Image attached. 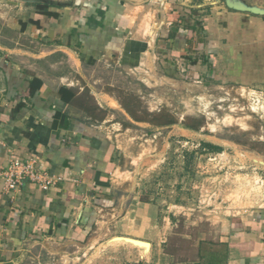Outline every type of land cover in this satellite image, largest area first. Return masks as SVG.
Wrapping results in <instances>:
<instances>
[{
  "label": "crops",
  "instance_id": "1",
  "mask_svg": "<svg viewBox=\"0 0 264 264\" xmlns=\"http://www.w3.org/2000/svg\"><path fill=\"white\" fill-rule=\"evenodd\" d=\"M149 1L160 13L140 31L142 0H0V264H170L153 198L112 178L127 129L109 132L118 129L95 112L118 102L104 107L79 83L82 72L102 63L171 74L181 65L191 79L264 93V14L225 0ZM235 1L264 9V0ZM13 157L36 158L54 184L4 191ZM130 198L135 209L124 205ZM220 232L222 250L206 264H264L262 198Z\"/></svg>",
  "mask_w": 264,
  "mask_h": 264
},
{
  "label": "rangeland",
  "instance_id": "2",
  "mask_svg": "<svg viewBox=\"0 0 264 264\" xmlns=\"http://www.w3.org/2000/svg\"><path fill=\"white\" fill-rule=\"evenodd\" d=\"M142 2L144 8L136 12L140 31H147L162 4ZM181 67L171 74L160 65L139 73L101 63L82 72L79 83H87L104 107L111 99L118 102L114 110L95 112L98 119H110L102 125L118 129L108 127L109 132L127 129L119 139L121 167L112 178L128 183L123 188L130 193L153 198L170 264H206L205 255L222 250L223 223L261 201L263 187L255 180L257 175L264 180V93L191 79ZM120 103L142 120L123 114ZM158 112L176 123L156 125ZM192 119L201 122L197 130L182 125ZM124 205L136 207L131 198Z\"/></svg>",
  "mask_w": 264,
  "mask_h": 264
},
{
  "label": "built area",
  "instance_id": "3",
  "mask_svg": "<svg viewBox=\"0 0 264 264\" xmlns=\"http://www.w3.org/2000/svg\"><path fill=\"white\" fill-rule=\"evenodd\" d=\"M36 158L22 160L18 157L9 159L5 170L2 172L3 190L10 192L18 189L24 181L36 183L42 190H48L54 184L55 178L42 167L35 165ZM255 183L263 187L262 199L264 200V180L257 175Z\"/></svg>",
  "mask_w": 264,
  "mask_h": 264
},
{
  "label": "trees",
  "instance_id": "4",
  "mask_svg": "<svg viewBox=\"0 0 264 264\" xmlns=\"http://www.w3.org/2000/svg\"><path fill=\"white\" fill-rule=\"evenodd\" d=\"M39 6H44V5H41V4H37ZM27 90H25L23 92V95H26ZM29 94V93H28ZM121 107L124 109V111L134 120L136 121H141L142 119H140L139 117H137V115H135L128 106H126L125 104L123 103H120ZM155 117H156V122L155 124L158 125V126H161V125H168V124H173V123H176V120L174 118L171 117L170 114L168 113H163V112H158L155 114ZM182 125L185 127V128H189V129H193V130H197L200 126H201V122L198 121V120H194L192 119L191 121H186V123H183L182 122ZM211 148H218L217 146L215 145H210Z\"/></svg>",
  "mask_w": 264,
  "mask_h": 264
},
{
  "label": "water",
  "instance_id": "5",
  "mask_svg": "<svg viewBox=\"0 0 264 264\" xmlns=\"http://www.w3.org/2000/svg\"><path fill=\"white\" fill-rule=\"evenodd\" d=\"M31 1H37V0H31ZM225 2H226V5L228 7H231V8H234V9H247V10H249L251 12H254V13L264 14V9L259 8V7L255 6V5L247 6L245 4L240 3V1L236 2L235 0H225ZM125 240L130 241L132 243H136L138 245H141V244H143V245L147 244L148 245L147 242L140 241V240H134V239H130V238H125Z\"/></svg>",
  "mask_w": 264,
  "mask_h": 264
}]
</instances>
